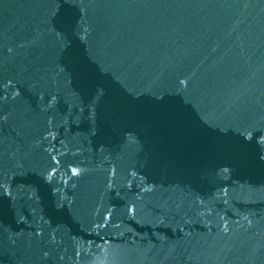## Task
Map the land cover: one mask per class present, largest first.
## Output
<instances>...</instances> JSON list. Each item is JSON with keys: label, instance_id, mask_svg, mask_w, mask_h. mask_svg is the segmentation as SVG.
I'll list each match as a JSON object with an SVG mask.
<instances>
[{"label": "water", "instance_id": "95a60500", "mask_svg": "<svg viewBox=\"0 0 264 264\" xmlns=\"http://www.w3.org/2000/svg\"><path fill=\"white\" fill-rule=\"evenodd\" d=\"M0 264H264V0H0Z\"/></svg>", "mask_w": 264, "mask_h": 264}]
</instances>
